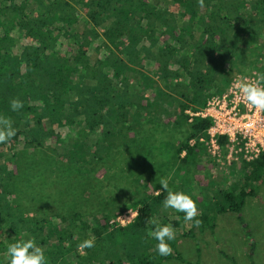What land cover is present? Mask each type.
I'll list each match as a JSON object with an SVG mask.
<instances>
[{"label":"trees","instance_id":"obj_1","mask_svg":"<svg viewBox=\"0 0 264 264\" xmlns=\"http://www.w3.org/2000/svg\"><path fill=\"white\" fill-rule=\"evenodd\" d=\"M253 70L264 75V0H0V114L17 129L0 144V264H8L9 244L28 238L48 264L184 262L175 241L173 254L160 257L147 235L157 219L194 237L182 229L183 213L163 208L160 181L135 201L137 215L123 227L112 220L126 208L27 216L14 189L20 168L50 150L55 164L89 177L91 164L106 170L121 147L135 145L142 124L158 123L186 135L176 151L182 173L207 151L200 139L212 126L189 112ZM13 99L23 102L18 112ZM217 164L234 173L224 182L230 190L217 192L225 200L218 212L240 215L264 183V153ZM86 239L95 243L82 255Z\"/></svg>","mask_w":264,"mask_h":264},{"label":"rangeland","instance_id":"obj_2","mask_svg":"<svg viewBox=\"0 0 264 264\" xmlns=\"http://www.w3.org/2000/svg\"><path fill=\"white\" fill-rule=\"evenodd\" d=\"M255 71L258 72L253 70L248 74ZM185 136V133L162 124L144 123L135 135V145L121 147L115 162L106 161V170L104 166L91 164L95 172L89 177L78 175L68 164H55L50 150L44 151L45 160L41 159L44 156H37L22 163L14 185L17 200L30 217L51 211L69 214L106 210L115 213L123 208H126L123 214H131L135 212L132 205L147 195L153 182L166 179L169 190L189 194L197 207L203 209L198 211V215H202L199 226L187 222L182 228L195 231L197 236H183L175 241L177 251L188 264H203L206 258V264H264V183L257 187V196L247 198L242 214L218 212L225 200L217 192L230 190L224 182H231L229 178L234 173L220 167L215 170L213 162L217 164L219 160L216 161L208 151H201L197 165L179 173L176 151ZM65 147L60 148L64 150ZM115 223H118L117 219L112 220V224ZM205 237L210 240L207 244L210 250L213 243L215 247L207 254L205 244L202 246ZM78 248L82 255L86 254L85 248ZM186 263L175 261L171 264Z\"/></svg>","mask_w":264,"mask_h":264},{"label":"built area","instance_id":"obj_3","mask_svg":"<svg viewBox=\"0 0 264 264\" xmlns=\"http://www.w3.org/2000/svg\"><path fill=\"white\" fill-rule=\"evenodd\" d=\"M260 75L256 71L237 75L224 93L209 98L205 108L196 113L189 112L191 117L211 120L212 126L200 142L216 161L224 160L228 164L250 162L264 153V112L248 105L237 88L238 82L256 83ZM221 141H225L226 151ZM195 143V140L191 141V144ZM129 214L119 216L118 223L122 226L130 224L137 213Z\"/></svg>","mask_w":264,"mask_h":264},{"label":"clouds","instance_id":"obj_4","mask_svg":"<svg viewBox=\"0 0 264 264\" xmlns=\"http://www.w3.org/2000/svg\"><path fill=\"white\" fill-rule=\"evenodd\" d=\"M199 2L203 6V0H199ZM237 88L248 105L258 112H264V75L258 76L256 83L238 82ZM9 107L12 112H18L24 105L19 99H13ZM16 132L17 129L13 127L12 120L0 114V144L9 142L16 136ZM160 184L163 189L168 191V195L163 201V208L183 213L185 222L191 221L199 226L200 221L196 219L198 208L195 200L185 192L169 190L166 179H161ZM151 223L154 228L147 235L156 242L154 245L156 253L160 257L171 256L174 251L172 242L177 237L176 229L171 224H161L157 219H153ZM94 243V239H86L79 247L82 249L92 248ZM6 255L9 258L8 264H48L47 256L34 238L21 239L9 244Z\"/></svg>","mask_w":264,"mask_h":264},{"label":"crops","instance_id":"obj_5","mask_svg":"<svg viewBox=\"0 0 264 264\" xmlns=\"http://www.w3.org/2000/svg\"><path fill=\"white\" fill-rule=\"evenodd\" d=\"M195 230H196V229H195ZM193 234H195L194 237L197 236V234H196L195 231H193ZM200 234H201V232H200ZM198 236H199V235H198ZM180 237L182 238L183 236H180V235L177 236L176 239H175V241L178 242V241L181 239ZM212 238H213V237H212ZM181 242H183V240H182ZM181 242H180V243H181ZM180 243H179V244H180ZM209 243H210V240L208 239V237H205V239L203 240V244H202V246H204V244H205V247H206V249H207L206 254H207V253H211V252L215 249V247H214V243H213V244H212V250H210L209 246L207 245V244H209ZM206 260H207V258H206ZM206 260H204L203 264H206ZM175 261H177L178 263L182 262V261H179V260L176 259V258H172L171 260H165L164 263H165V264H171L172 262H175ZM184 262H185V263L187 262L186 264H188V261H186L185 259H184ZM182 263H183V262H182Z\"/></svg>","mask_w":264,"mask_h":264}]
</instances>
